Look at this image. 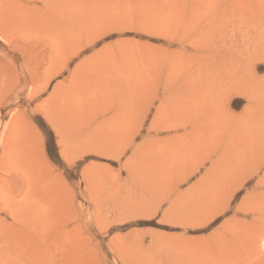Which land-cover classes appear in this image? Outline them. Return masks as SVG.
Wrapping results in <instances>:
<instances>
[{"label":"rangeland","instance_id":"374dc122","mask_svg":"<svg viewBox=\"0 0 264 264\" xmlns=\"http://www.w3.org/2000/svg\"><path fill=\"white\" fill-rule=\"evenodd\" d=\"M263 183L264 0H0V264H248Z\"/></svg>","mask_w":264,"mask_h":264},{"label":"bare ground","instance_id":"6f19581e","mask_svg":"<svg viewBox=\"0 0 264 264\" xmlns=\"http://www.w3.org/2000/svg\"><path fill=\"white\" fill-rule=\"evenodd\" d=\"M240 67V66H239ZM226 104H227V101H226ZM234 150H232L231 149V154H235V155H230L232 158L230 159V160H228V163H227V169H228V171H227V173L226 174H229L228 175V183H233V184H236L237 186H238V184H239V186H241L244 182H245V176L248 174H246V167H247V165H248V160L250 161V159H246L245 158V156L244 155H236L237 153H234L233 152ZM251 157V156H250ZM228 158H229V156H228ZM192 161V160H191ZM221 161H223V160H221ZM220 161V162H221ZM219 162V163H220ZM263 162V161H262ZM262 162H260V163H262ZM190 164H188V165H191V166H193V164H191V162H189ZM194 163V162H193ZM196 163V162H195ZM219 163H218V165H219ZM250 163H252V161L250 162ZM183 164V163H182ZM216 164H217V162H216ZM216 164H214V166L216 165ZM225 164H226V162H225ZM253 164V163H252ZM255 164V163H254ZM184 165H185V167H187L188 165H187V162H184ZM213 165V164H212ZM221 165V164H220ZM224 165V164H223ZM258 165V164H257ZM256 165V166H257ZM190 166V167H191ZM251 166H253V165H251ZM256 166H254V167H256ZM263 166V165H262ZM184 167V168H185ZM196 167V164H194V168H193V170L192 171H189V173H185L184 174V176L180 179V181H178L179 183H181V182H185L186 180H185V178L187 177L188 178V176L189 175H192L193 174V171H195V168ZM219 167V166H218ZM257 167H259V166H257ZM256 167V168H257ZM198 168V167H197ZM211 168H213V166L212 167H210V169H209V171L210 170H213V169H211ZM217 168V167H216ZM224 168V166H222L221 167V169H223ZM226 168V167H225ZM225 168L222 170V171H224L225 170ZM255 168V169H256ZM221 169H220V171H221ZM226 169V170H227ZM254 169V170H255ZM225 170V171H226ZM209 171H208V169H207V174L209 173ZM185 172H188V171H185ZM211 172V171H210ZM214 172V171H213ZM213 172H211V173H213ZM214 173H216V172H214ZM257 173H258V171H257ZM195 174V173H194ZM220 174H221V172H220ZM219 174V175H220ZM255 174V173H254ZM253 174V175H254ZM209 175V174H208ZM222 175V174H221ZM220 175V176H221ZM249 175V174H248ZM256 175V174H255ZM201 176V175H200ZM212 176V175H211ZM222 176H225L226 177V175H222ZM214 177V176H213ZM186 178V179H187ZM202 178V177H201ZM207 178V177H206ZM209 179V178H208ZM227 179V178H226ZM211 180V179H210ZM212 180H213V178H212ZM219 181H221V180H219ZM236 181H238L237 183H236ZM198 182V184H199V182L200 181H197ZM207 182V181H206ZM206 182H205V184L204 185H207L206 184ZM211 182V181H210ZM209 182V183H210ZM222 182V181H221ZM220 182V183H221ZM224 182V181H223ZM219 183V184H220ZM246 183V182H245ZM244 183V184H245ZM214 184V183H213ZM201 185V184H200ZM222 185H224V184H222ZM258 185V184H257ZM256 185V186H257ZM263 185H264V183H263ZM263 185H261V186H263ZM193 186V185H192ZM219 186V185H218ZM235 186V185H234ZM234 186H233V189H234ZM195 187V186H194ZM210 187V186H209ZM220 187H221V185H220ZM227 187V186H226ZM226 187H225V189L224 190H226ZM241 187H243V185L241 186ZM241 187H239L238 188V190L239 189H241ZM264 187V186H263ZM192 188V187H191ZM229 188V187H228ZM206 189V188H205ZM216 189H217V187H216ZM219 189V188H218ZM260 189V188H259ZM189 190V189H188ZM201 190V189H200ZM213 190V189H212ZM229 190V189H228ZM235 190H237V188H235ZM203 191V190H202ZM202 191H199L201 194H202ZM205 192H206V190H204ZM203 191V192H204ZM217 191V190H216ZM195 192V191H194ZM194 192H193V194H194ZM211 192V191H210ZM224 192V191H223ZM226 192H227V190H226ZM235 192V191H234ZM200 193H198V194H200ZM213 193H214V191H213ZM225 193V192H224ZM236 193V192H235ZM197 194V195H198ZM228 194V193H227ZM230 194V193H229ZM231 194H233L232 192H231ZM231 194H230V196H231ZM256 194V193H255ZM225 195V194H224ZM190 196V195H189ZM193 196H195L196 197V195H193ZM206 196H207V194H206ZM227 196V195H226ZM262 196V195H261ZM165 197V196H164ZM192 197V196H191ZM198 197H200V196H198ZM203 197V196H202ZM208 198H209V194H208V196H207ZM217 197V196H216ZM257 197V196H256ZM259 197H260V195H259ZM167 198V197H166ZM178 198V197H177ZM180 198V197H179ZM222 198H225V197H223V194H222ZM227 198V197H226ZM229 198V197H228ZM250 198V197H249ZM232 199V198H231ZM163 200H165V198L163 199ZM222 200V199H221ZM220 200V201H221ZM254 200V199H253ZM256 200V199H255ZM254 200V201H255ZM165 201H167V199L165 200ZM198 201V200H197ZM205 201V200H204ZM217 200L215 199V202H216ZM225 201V200H224ZM224 201H221V202H224ZM244 201V200H243ZM250 201V200H249ZM249 201H248V203H249ZM175 202V201H174ZM192 202V201H191ZM203 202V201H202ZM207 202V201H206ZM226 202V201H225ZM230 202V201H229ZM258 202V201H257ZM228 203V202H227ZM194 204H196L195 202H194ZM215 204H217V202L215 203ZM241 204V203H240ZM244 204V203H243ZM250 204H252V202L250 203ZM256 204V203H255ZM204 205H205V202H204ZM212 205V204H211ZM210 205V206H211ZM220 205H222V204H220V202H219V206ZM223 205H224V203H223ZM206 206V205H205ZM212 206H214V203H213V205ZM216 206V205H215ZM225 206V205H224ZM227 207H228V205H226ZM242 206V205H241ZM262 206V205H261ZM203 207V206H202ZM201 207V208H202ZM243 207H245V205L243 206ZM182 208V207H181ZM211 208H213V207H211ZM220 208H221V206H220ZM246 208H247V206H246ZM255 208V207H254ZM262 208V207H261ZM197 209V208H196ZM214 209V208H213ZM225 209H227V208H225ZM236 209H239V208H236ZM243 210H241L242 212L244 211V208H242ZM258 209V208H257ZM205 210V209H204ZM203 210V211H204ZM216 210V209H215ZM222 210V209H221ZM246 210V209H245ZM259 210V209H258ZM263 210H264V208H263ZM218 211V210H217ZM217 211H216V213H217ZM224 211V210H223ZM238 211V210H237ZM255 211H257L256 209H255ZM254 211V212H255ZM225 212V211H224ZM234 212V211H233ZM193 213V212H192ZM191 213V214H192ZM196 213V212H195ZM198 213V212H197ZM209 213V212H208ZM215 213V212H214ZM219 213V212H218ZM257 213H259V212H257ZM256 213V214H257ZM211 214H213V213H211ZM220 214V213H219ZM221 214L223 215V213L221 212ZM246 213L245 212H243L242 213V216L243 215H245ZM248 214V213H247ZM193 215V214H192ZM206 215H208V214H206ZM200 216V215H199ZM212 216V215H211ZM210 216V217H211ZM220 216V215H219ZM202 217V216H201ZM208 217V216H207ZM230 217H232V216H230ZM260 217H261V215H260ZM193 218V217H192ZM215 218V217H214ZM207 219H209L210 220V218H207ZM211 219H213V217H211ZM232 219H234V218H232ZM203 220V219H202ZM229 220V219H228ZM235 221L237 222V221H240V220H236L235 219ZM234 222V221H233ZM245 222V221H244ZM257 222V221H256ZM261 222V221H260ZM263 223H264V221H262ZM247 223V222H246ZM245 223V224H246ZM258 223V222H257ZM263 223H261V224H263ZM231 224V223H230ZM238 224H241V223H238ZM223 225V224H222ZM228 225H229V223H228ZM233 225V224H232ZM237 225V224H236ZM249 225V224H248ZM192 226V225H191ZM196 226V225H195ZM198 226V225H197ZM225 226V225H224ZM227 226V225H226ZM231 225H229V227H230ZM206 227V226H205ZM223 227V226H222ZM233 227H234V225H233ZM237 227V226H236ZM235 228V227H234ZM246 228V227H245ZM244 228V229H245ZM231 229H232V226H231ZM247 230V229H246ZM248 230H250V229H248ZM253 230V229H252ZM230 231H232V230H230ZM229 230H228V232H230ZM256 231V230H255ZM257 231H258V229H257ZM223 232V231H222ZM227 232V231H226ZM219 233V232H218ZM231 233V232H230ZM234 233V232H233ZM232 233V234H233ZM240 233H242L241 231H240ZM254 233V232H253ZM216 234V233H215ZM229 234V233H228ZM237 234V233H236ZM244 234V233H243ZM247 234H248V232H247ZM249 234H251V233H249ZM256 234V233H255ZM224 236V235H223ZM232 236H235L234 234L232 235ZM217 237H218V235H217ZM223 238V237H222ZM240 238V237H239ZM244 238H245V236H244ZM172 239V238H171ZM216 239V241H217V238H215ZM219 240H220V238H218ZM226 238H224V240H225ZM236 239V238H235ZM231 240V239H230ZM215 241V240H214ZM221 241V240H220ZM228 241H229V239H228ZM227 241V242H228ZM235 241V240H234ZM264 228H263V231H260V233L259 234H257V235H254V236H249V238H246V241L244 242H237V244H238V246H239V248L237 249V250H239V252L240 251H242V254L243 255H250V259H252V262L251 263H248V264H264ZM226 242V241H225ZM205 243V242H204ZM207 243V242H206ZM210 244V243H209ZM197 245V244H196ZM214 246H216L215 244H213ZM188 246V245H187ZM204 246H206V244L204 245ZM208 246V245H207ZM218 247V246H217ZM228 247V246H227ZM211 248V247H210ZM222 248H224V247H222ZM180 249H181V247H180ZM195 249V248H194ZM208 249V248H207ZM196 250V249H195ZM212 250V249H211ZM219 250V249H218ZM224 250L226 251L227 249L226 248H224ZM236 250V251H237ZM181 251V250H180ZM200 251H201V249H200ZM179 252V251H178ZM206 252H207V250H206ZM183 253H184V251H183ZM198 253V252H197ZM204 253H205V251H204ZM220 253V252H219ZM223 253V252H222ZM185 254V253H184ZM199 254V253H198ZM240 254V253H239ZM183 255V254H182ZM200 255V254H199ZM207 254H205V256H206ZM222 255L223 254H221V257H222ZM225 255V254H224ZM235 255V254H234ZM192 257L194 256V257H196L194 254L193 255H191ZM201 256H202V254H201ZM248 256H246V258H248ZM191 257V258H192ZM206 257H209V256H206ZM206 257L204 258L205 260H206ZM215 257V256H214ZM236 257V256H235ZM198 258H199V256H198ZM197 258V259H198ZM201 258V257H200ZM200 258H199V260H200ZM211 258V257H210ZM217 258V257H216ZM220 258V257H219ZM218 258V259H219ZM224 258V257H223ZM181 259H182V257H181ZM187 259V258H186ZM189 259V258H188ZM193 259V258H192ZM213 259V258H212ZM242 259V258H241ZM249 259V258H248ZM194 260V259H193ZM196 260V259H195ZM195 260H194V263H195ZM207 260H208V258H207ZM179 261V260H178ZM182 262H183V259L181 260ZM189 261H191V260H189ZM218 261H220V260H218ZM217 261V262H218ZM241 261V260H240ZM170 262H172V261H170ZM175 262V261H174ZM173 262V263H174ZM201 262V261H200ZM208 262V261H207ZM211 262V261H210ZM216 262V259H215V261L213 262V264ZM226 262V261H225ZM245 262V261H244ZM181 263V262H180ZM185 263H186V261H185ZM198 263V261H196V264ZM202 263H204V262H202ZM209 263V262H208ZM219 263V262H218ZM231 263V262H230ZM168 264H169V262H168ZM178 264V263H177ZM191 264V263H190ZM232 264H236L234 261H233V263ZM240 264V263H239Z\"/></svg>","mask_w":264,"mask_h":264}]
</instances>
